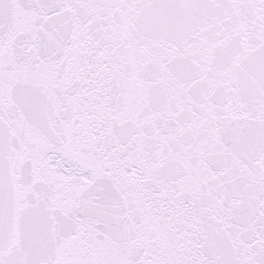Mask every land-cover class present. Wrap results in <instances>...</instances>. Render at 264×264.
Returning <instances> with one entry per match:
<instances>
[{"label":"snow or ice","instance_id":"obj_1","mask_svg":"<svg viewBox=\"0 0 264 264\" xmlns=\"http://www.w3.org/2000/svg\"><path fill=\"white\" fill-rule=\"evenodd\" d=\"M0 264H264V0H0Z\"/></svg>","mask_w":264,"mask_h":264}]
</instances>
